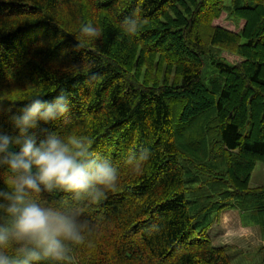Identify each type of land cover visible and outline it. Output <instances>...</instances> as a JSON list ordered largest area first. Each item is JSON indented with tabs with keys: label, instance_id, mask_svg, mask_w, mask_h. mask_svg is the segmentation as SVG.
I'll return each instance as SVG.
<instances>
[{
	"label": "trees",
	"instance_id": "trees-1",
	"mask_svg": "<svg viewBox=\"0 0 264 264\" xmlns=\"http://www.w3.org/2000/svg\"><path fill=\"white\" fill-rule=\"evenodd\" d=\"M135 9L132 39L120 21ZM224 16L238 32L215 24ZM88 22L100 40L79 36ZM61 91L66 131L95 151L118 164L151 152L142 174L122 169L117 190L85 208L94 230L76 264H233L210 235L231 210L264 241V186H251L264 165V0H0V131L19 137L26 100ZM63 130L61 118L29 134Z\"/></svg>",
	"mask_w": 264,
	"mask_h": 264
},
{
	"label": "clouds",
	"instance_id": "clouds-1",
	"mask_svg": "<svg viewBox=\"0 0 264 264\" xmlns=\"http://www.w3.org/2000/svg\"><path fill=\"white\" fill-rule=\"evenodd\" d=\"M140 9L120 21L129 38L139 35ZM79 36L102 38L94 23L83 24ZM80 46V44H79ZM33 95L12 122L20 135L0 131V172L8 178L0 187V264H76L75 251L89 242L94 225L84 210L102 203L117 190L122 169L142 174L151 152L129 150L122 164L93 149L91 138L66 129L72 122L69 99L61 91L51 102ZM63 119L64 130L42 138L29 134L39 123ZM62 192L70 204L60 206L43 197Z\"/></svg>",
	"mask_w": 264,
	"mask_h": 264
},
{
	"label": "rangeland",
	"instance_id": "rangeland-1",
	"mask_svg": "<svg viewBox=\"0 0 264 264\" xmlns=\"http://www.w3.org/2000/svg\"><path fill=\"white\" fill-rule=\"evenodd\" d=\"M234 31H239L235 25L228 21L225 16L215 24H219ZM210 77H213V73L209 71ZM252 187L264 186V165L259 164L252 177L251 182ZM217 226V224L215 225ZM232 233L235 235V238L228 240L227 252L232 260L233 264H261L264 260V251L262 252V248L264 247L262 243V238L260 235V230H254L253 233L249 234H241L238 232V229L234 228ZM219 237L214 240V246L221 248V245L218 243ZM262 240V241H261ZM229 247V248H228ZM233 247V248H232ZM242 247V251L237 250ZM262 249V250H261ZM244 251V252H243Z\"/></svg>",
	"mask_w": 264,
	"mask_h": 264
},
{
	"label": "crops",
	"instance_id": "crops-1",
	"mask_svg": "<svg viewBox=\"0 0 264 264\" xmlns=\"http://www.w3.org/2000/svg\"><path fill=\"white\" fill-rule=\"evenodd\" d=\"M234 228L238 229V232H241V234H249V233H253L254 230H260L256 226L255 227L253 226L244 227L240 213L238 211H232V210L226 211L222 214L220 223L217 224V226H214L212 230L210 231V235H211L213 243H214V240L217 239V237H219L220 239L218 243L221 245V247H227L228 240H230L232 236H233L232 238H235L234 237L235 235L232 233V230ZM260 235H261V232H260ZM262 243L264 245V241H262ZM241 249L242 247H240L237 250L242 251Z\"/></svg>",
	"mask_w": 264,
	"mask_h": 264
},
{
	"label": "bare ground",
	"instance_id": "bare-ground-1",
	"mask_svg": "<svg viewBox=\"0 0 264 264\" xmlns=\"http://www.w3.org/2000/svg\"><path fill=\"white\" fill-rule=\"evenodd\" d=\"M8 88H9V87H8ZM10 88H11V87H10ZM7 92H9V91H7ZM7 92H6V93H7ZM2 94H3V93H2ZM3 95H4V94H3ZM18 100H19V99H18ZM7 130H8V129H7ZM58 196H59V195H58ZM118 229H119V228H118ZM127 246H128V245H127ZM111 254H112V253H111ZM112 255H113V254H112ZM110 258H111V257H110ZM116 259H117V258H116ZM128 263H129V262H128ZM134 264H135V263H134Z\"/></svg>",
	"mask_w": 264,
	"mask_h": 264
}]
</instances>
